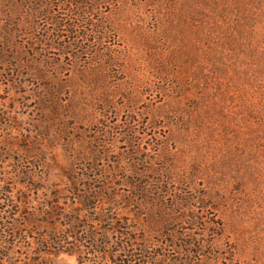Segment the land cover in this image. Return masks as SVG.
I'll list each match as a JSON object with an SVG mask.
<instances>
[{"label":"rangeland","instance_id":"374dc122","mask_svg":"<svg viewBox=\"0 0 264 264\" xmlns=\"http://www.w3.org/2000/svg\"><path fill=\"white\" fill-rule=\"evenodd\" d=\"M0 149L50 183L160 172L204 263L264 264V0H0Z\"/></svg>","mask_w":264,"mask_h":264},{"label":"trees","instance_id":"16d2710c","mask_svg":"<svg viewBox=\"0 0 264 264\" xmlns=\"http://www.w3.org/2000/svg\"><path fill=\"white\" fill-rule=\"evenodd\" d=\"M20 164L11 171L0 165V264H53L63 254L79 264H206L203 257L215 255L199 212L167 205L166 187L156 186L160 172L151 177L148 168L138 169L124 182L93 163L50 183L48 171ZM149 209L163 225L154 233L144 228L153 221ZM212 224L213 234L222 229Z\"/></svg>","mask_w":264,"mask_h":264}]
</instances>
